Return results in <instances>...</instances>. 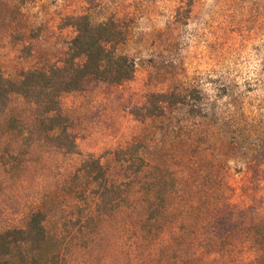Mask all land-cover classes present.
Instances as JSON below:
<instances>
[{"label": "rangeland", "instance_id": "374dc122", "mask_svg": "<svg viewBox=\"0 0 264 264\" xmlns=\"http://www.w3.org/2000/svg\"><path fill=\"white\" fill-rule=\"evenodd\" d=\"M80 15L111 18L125 29L117 52L133 62V77L60 97L78 156L59 155L41 139L28 148L8 133L9 118H31V108L12 98L0 118V228L21 227L36 208L51 216L49 227L73 220L72 176L81 161L97 159L119 181L111 153L136 143L181 191L201 182L217 191L223 182L231 203L264 213V161L248 169L250 156L226 151L216 122L221 114L260 115L264 128V0H0L1 74L17 81L22 72L59 67L75 35L65 19ZM190 88L202 91L205 118L182 106L144 122L130 115L151 94ZM142 217V208L122 210L68 264H154L156 245L140 240Z\"/></svg>", "mask_w": 264, "mask_h": 264}, {"label": "trees", "instance_id": "16d2710c", "mask_svg": "<svg viewBox=\"0 0 264 264\" xmlns=\"http://www.w3.org/2000/svg\"><path fill=\"white\" fill-rule=\"evenodd\" d=\"M189 9L182 15L187 17ZM75 35L60 60L46 71L22 72L17 81L0 72V118L17 97L31 108L29 122L9 118L6 131L31 147L38 139L62 156H78L66 119L60 114L62 95L82 91L88 83L119 86L134 74V64L117 52L125 29L108 18L94 22L89 15L65 19ZM224 93V92H223ZM202 91L151 94L130 110L138 122L161 117L167 109L187 107L194 118H205ZM263 116L243 113L216 118L225 143L239 151L248 169L264 161ZM143 146L132 144L111 153L120 180H112L97 159L86 157L75 170L74 219L49 227L43 209L28 212L21 227L0 228V264H68L74 250H85L122 210L143 209L137 223L142 242L155 244L154 264H264V213L253 204L231 203L221 182L217 191L201 182L179 184L140 156ZM163 171V170H162ZM209 183V180H208Z\"/></svg>", "mask_w": 264, "mask_h": 264}]
</instances>
